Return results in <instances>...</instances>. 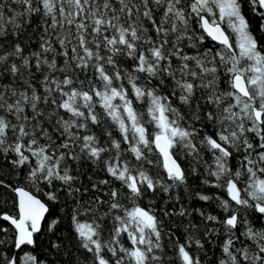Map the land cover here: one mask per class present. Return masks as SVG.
<instances>
[{"label": "snow or ice", "instance_id": "obj_1", "mask_svg": "<svg viewBox=\"0 0 264 264\" xmlns=\"http://www.w3.org/2000/svg\"><path fill=\"white\" fill-rule=\"evenodd\" d=\"M244 6L0 0V264H203L216 241V264H264V39ZM84 161L109 178L83 186Z\"/></svg>", "mask_w": 264, "mask_h": 264}, {"label": "trees", "instance_id": "obj_2", "mask_svg": "<svg viewBox=\"0 0 264 264\" xmlns=\"http://www.w3.org/2000/svg\"><path fill=\"white\" fill-rule=\"evenodd\" d=\"M244 12L246 17L249 19L250 22V27L253 31V33L260 39H264V30L261 29V24L264 23V21L261 20V18L250 9V7L247 4V0H245V6H244ZM225 29L227 31H230V29H227V26H224ZM29 34L32 35V30H29ZM38 43V40L35 39V37H33V39L31 40V45L32 47H35L36 44ZM206 46H210L212 44V42L210 40L205 42ZM126 87H129V85H125ZM223 87H227V85H223ZM131 95V93H130ZM175 103V101H174ZM134 106L137 107V109L139 111H145V105L140 104L138 102L134 101ZM97 111H101L99 108L97 109ZM105 127L109 130V131H113V135L116 138H119V133L115 131L114 127L111 125L110 121H106L105 122ZM149 127V131H152V126L148 125ZM97 131L98 135H101V140L102 142L107 140V137L102 135L103 129H95ZM187 161H185L186 163ZM233 163L235 164L236 161H233ZM74 168L77 169V171L79 172L80 175V180L82 182L83 186H88L92 181H98L100 179H107L109 178L106 174V172L103 170V165H95L93 164L91 161H84L79 165H73ZM155 171H161L160 169H154ZM89 177L92 178V181L89 180ZM193 188L197 191L203 190L205 191L207 194H215L216 196L222 197V198H227V195L224 191L220 190V189H201L198 184H193ZM94 193H89L87 195L84 196V199L87 200L89 198V195H93ZM148 197H146L145 199H143L142 201H140L141 206H145L148 204ZM167 197L165 194L160 193L159 196L156 197V208L160 209L161 207L167 206L169 209H171L174 205L173 203H168L167 205H165V201H166ZM181 201L183 202L184 206L191 209L193 207H197V208H203L206 211H212V210H216L219 211V209H216L215 207V202H201L196 200L195 198H191L189 199L188 197L184 196L183 194H181ZM5 211H7L8 209L5 208L3 209ZM59 215H63V213H59ZM53 217H49V219H52ZM173 220L175 221L176 227L173 229V231L176 233L177 236L180 237L181 242H183L184 240V236H183V227L184 225L187 223V218H182V217H174ZM194 222H199L198 218H194ZM170 222L166 219L165 220V230L167 231L168 227H170ZM56 235H63L65 237L70 235V228L68 226V219L67 217L65 218L64 222L58 227V230L56 232ZM52 239L54 240L55 237L53 236ZM46 242V241H45ZM165 244H168V240L167 237H165L164 239ZM69 244L73 245L71 251L76 253V255H80V252L77 251V247H76V240L73 237L72 239H70L68 241ZM218 243V241L213 242L211 245H206L205 251H197L195 249H193V251L195 252L196 255H199L203 261V264H216V261L218 260V258L220 257V251L219 248L216 246ZM171 249V245L169 244V250ZM38 252H44L46 253L48 251L47 247H43L41 249L37 250ZM171 254V252H170ZM51 259V257H50ZM66 258L61 257L60 258V262L61 264H63V261Z\"/></svg>", "mask_w": 264, "mask_h": 264}, {"label": "water", "instance_id": "obj_3", "mask_svg": "<svg viewBox=\"0 0 264 264\" xmlns=\"http://www.w3.org/2000/svg\"><path fill=\"white\" fill-rule=\"evenodd\" d=\"M227 31V30H226Z\"/></svg>", "mask_w": 264, "mask_h": 264}]
</instances>
